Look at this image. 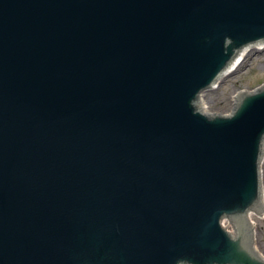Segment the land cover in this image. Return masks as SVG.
I'll list each match as a JSON object with an SVG mask.
<instances>
[{
    "label": "water",
    "instance_id": "95a60500",
    "mask_svg": "<svg viewBox=\"0 0 264 264\" xmlns=\"http://www.w3.org/2000/svg\"><path fill=\"white\" fill-rule=\"evenodd\" d=\"M263 40L264 0H0V264H264V85L197 96Z\"/></svg>",
    "mask_w": 264,
    "mask_h": 264
},
{
    "label": "rangeland",
    "instance_id": "374dc122",
    "mask_svg": "<svg viewBox=\"0 0 264 264\" xmlns=\"http://www.w3.org/2000/svg\"><path fill=\"white\" fill-rule=\"evenodd\" d=\"M262 84H264V48L258 51L252 49L235 71L218 79L212 85L213 88L203 92L201 98L207 104V111L222 110V114H226L233 106L236 99L235 94L251 91ZM262 171L264 178V161ZM252 221H254L256 234L253 240L257 241V252L262 253L264 257V215H253Z\"/></svg>",
    "mask_w": 264,
    "mask_h": 264
},
{
    "label": "bare ground",
    "instance_id": "6f19581e",
    "mask_svg": "<svg viewBox=\"0 0 264 264\" xmlns=\"http://www.w3.org/2000/svg\"><path fill=\"white\" fill-rule=\"evenodd\" d=\"M264 48V40L257 43V44H254L250 47H245V46H241L239 47V51L236 50L233 52V56H232V62H231V66H225V74H218L217 78L214 80L213 84L217 82L218 79H222L223 77L229 75L230 73H232L233 71H235L238 66L242 63V61L245 59V57L250 53V51L253 49L255 51H258L260 49H263ZM264 85V84H262ZM262 85L257 87V88H262ZM213 88V87H212ZM255 88V89H257ZM253 89V90H255ZM205 90H201L197 96H198V101H199V106L200 107H205V115H208V114H211V113H214V112H209L207 111V104L205 102V100L203 98H201L203 92ZM252 91V90H251ZM246 92H249V91H246ZM243 93V91L241 92ZM241 93H237L238 95H240ZM237 94H235L237 96ZM226 114H229L226 113ZM226 114H222V115H226ZM264 161V147H263V151H262V154H261V163ZM245 215H251V218L253 215H256V216H263L264 215V211L263 212H260V211H255V206L252 207ZM253 222V226H254V221ZM254 237H251V240H253Z\"/></svg>",
    "mask_w": 264,
    "mask_h": 264
}]
</instances>
